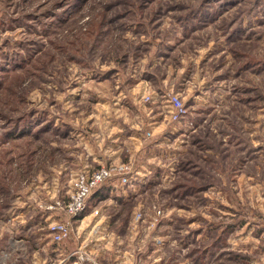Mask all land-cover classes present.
Returning <instances> with one entry per match:
<instances>
[{"label": "rangeland", "instance_id": "374dc122", "mask_svg": "<svg viewBox=\"0 0 264 264\" xmlns=\"http://www.w3.org/2000/svg\"><path fill=\"white\" fill-rule=\"evenodd\" d=\"M0 264H264V0H0Z\"/></svg>", "mask_w": 264, "mask_h": 264}, {"label": "built area", "instance_id": "2783aa9c", "mask_svg": "<svg viewBox=\"0 0 264 264\" xmlns=\"http://www.w3.org/2000/svg\"><path fill=\"white\" fill-rule=\"evenodd\" d=\"M170 102L172 109H170V116L173 121L180 120V117L186 113V107L180 96L173 94L170 96ZM130 170L127 165L117 166L114 164H104L93 172L81 171L76 175L73 184V190L70 194V198L63 205L60 206L67 219L59 220L52 225V233L54 239L62 241L72 236L73 231V219H77V216L82 213L88 206L91 195L104 185L108 181L118 177L122 182H128ZM81 259H85L88 256L87 253L83 254Z\"/></svg>", "mask_w": 264, "mask_h": 264}]
</instances>
